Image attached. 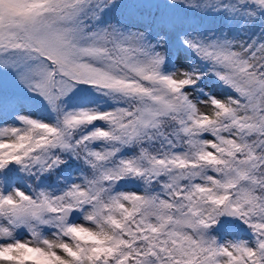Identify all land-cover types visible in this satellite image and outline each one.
<instances>
[{
    "label": "snow or ice",
    "instance_id": "obj_1",
    "mask_svg": "<svg viewBox=\"0 0 264 264\" xmlns=\"http://www.w3.org/2000/svg\"><path fill=\"white\" fill-rule=\"evenodd\" d=\"M0 264H264V0H0Z\"/></svg>",
    "mask_w": 264,
    "mask_h": 264
},
{
    "label": "trees",
    "instance_id": "obj_2",
    "mask_svg": "<svg viewBox=\"0 0 264 264\" xmlns=\"http://www.w3.org/2000/svg\"><path fill=\"white\" fill-rule=\"evenodd\" d=\"M126 3L131 6L132 4L136 3V0H126ZM181 15H186L185 13L181 12ZM156 15V8L153 7L151 9H145L142 7L137 6L134 13L132 14H128L127 12H125V18L128 20L129 23H141V22H146L150 19L151 17H154ZM190 15V14H187ZM233 33L230 32L229 35L231 36ZM240 38H243V36L241 35ZM177 54L182 55L183 57L187 58L188 56H190V53H186V52H176L175 49H172V52L170 53V55L172 56V59L174 61V63L176 64L174 57L177 56ZM171 68V66H169ZM201 87L205 88V90H210L212 92L213 95H225L227 94V90L221 88L217 82L214 81V79L208 78L205 79L202 84ZM15 92L16 95L18 96H23V93H21L19 90H13ZM202 99L204 97H201ZM89 100H93V101H101L103 103H107L110 104L112 103V101L107 98L102 96L101 94L95 92L92 90L91 86L88 85H82L80 87V89L77 91V94L71 99V101L69 102V107L72 106H79V107H85L83 106V104ZM113 104V103H112ZM18 108L21 111L24 112H28V113H34L36 116L38 117H42L44 118L45 116H49L51 115V113L48 111L46 104L39 99H32L30 97V94L28 96H24L23 99H21L20 103L18 104ZM23 108L25 110H23ZM10 118V116L8 117ZM126 153H129L130 150H125ZM80 164L69 160L68 162V166L67 168L65 167H61L60 169H57V174L59 173H63L64 176L66 177H75V175L80 171ZM19 176H24V173H18ZM27 182L28 183H32L34 178L31 177H27ZM19 184H23L25 185L24 180H19L18 181ZM39 187L41 188H48V187H55V188H59L62 185L60 183H58L57 181V175H46L44 177H41V180L39 182ZM121 188H123L124 190H137L139 188V183L138 182H128V183H122ZM237 225H239V227L236 229V232L238 233V235L240 236L242 229H246L247 226L246 225H240V223L238 221L235 222ZM233 230L231 228L226 229L224 231V235L227 239H232L233 235H232Z\"/></svg>",
    "mask_w": 264,
    "mask_h": 264
},
{
    "label": "rangeland",
    "instance_id": "obj_3",
    "mask_svg": "<svg viewBox=\"0 0 264 264\" xmlns=\"http://www.w3.org/2000/svg\"><path fill=\"white\" fill-rule=\"evenodd\" d=\"M186 59L187 58L183 57L182 55L177 54V56L174 57V60L176 62V66L177 67H186L187 66ZM83 106H85V107H96V106H99L101 109H109V108H112L114 105L112 103L107 104V103H103L101 101L97 102V101H93V100H89L88 99V101H86L83 104ZM23 110H25V109L23 108ZM51 118H52L51 115L44 117V119H46V120H51ZM9 121L11 122L10 118H9ZM17 186L23 187V188H25V190H27L26 185L18 183ZM249 236H251L250 231H248L247 228L246 229L244 228V229H242L241 234H240L239 237L247 238Z\"/></svg>",
    "mask_w": 264,
    "mask_h": 264
},
{
    "label": "water",
    "instance_id": "obj_4",
    "mask_svg": "<svg viewBox=\"0 0 264 264\" xmlns=\"http://www.w3.org/2000/svg\"><path fill=\"white\" fill-rule=\"evenodd\" d=\"M240 224H242V222L241 221H238Z\"/></svg>",
    "mask_w": 264,
    "mask_h": 264
}]
</instances>
